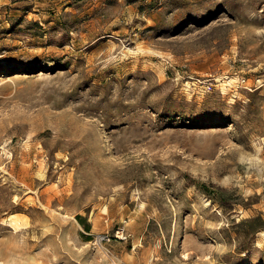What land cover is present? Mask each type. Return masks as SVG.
I'll return each mask as SVG.
<instances>
[{"label": "rangeland", "instance_id": "1", "mask_svg": "<svg viewBox=\"0 0 264 264\" xmlns=\"http://www.w3.org/2000/svg\"><path fill=\"white\" fill-rule=\"evenodd\" d=\"M0 259L264 264V0H0Z\"/></svg>", "mask_w": 264, "mask_h": 264}, {"label": "bare ground", "instance_id": "2", "mask_svg": "<svg viewBox=\"0 0 264 264\" xmlns=\"http://www.w3.org/2000/svg\"><path fill=\"white\" fill-rule=\"evenodd\" d=\"M9 261V259H8ZM7 262V261H6ZM8 263V262H7ZM0 264H5V261L3 259H0Z\"/></svg>", "mask_w": 264, "mask_h": 264}]
</instances>
